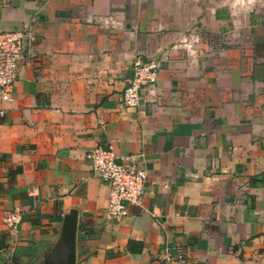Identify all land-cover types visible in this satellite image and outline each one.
<instances>
[{"label":"crops","instance_id":"obj_1","mask_svg":"<svg viewBox=\"0 0 264 264\" xmlns=\"http://www.w3.org/2000/svg\"><path fill=\"white\" fill-rule=\"evenodd\" d=\"M0 29L27 30L0 104V264L54 258L71 209L76 264L264 263V0H0ZM138 61L159 73L128 108ZM109 145L147 172L122 216L86 156Z\"/></svg>","mask_w":264,"mask_h":264},{"label":"built area","instance_id":"obj_2","mask_svg":"<svg viewBox=\"0 0 264 264\" xmlns=\"http://www.w3.org/2000/svg\"><path fill=\"white\" fill-rule=\"evenodd\" d=\"M26 29H0V104L12 100V90L18 76L19 66L25 56L22 50ZM158 64L138 61L134 65V75L128 81L122 94L123 105L135 108L140 105L142 89L157 81ZM0 106V117L4 114ZM87 158L91 171L109 186V194L104 212L107 215L122 216L128 213V205H139L145 192L147 172L138 155H119L112 146H96L89 150ZM22 216L17 210L8 212L3 221L16 231ZM264 257V252L262 253ZM181 257V256H180ZM264 264V263H263Z\"/></svg>","mask_w":264,"mask_h":264},{"label":"water","instance_id":"obj_3","mask_svg":"<svg viewBox=\"0 0 264 264\" xmlns=\"http://www.w3.org/2000/svg\"><path fill=\"white\" fill-rule=\"evenodd\" d=\"M77 211L71 209L63 216L62 232L55 248V257L46 258L43 264H76Z\"/></svg>","mask_w":264,"mask_h":264},{"label":"rangeland","instance_id":"obj_4","mask_svg":"<svg viewBox=\"0 0 264 264\" xmlns=\"http://www.w3.org/2000/svg\"><path fill=\"white\" fill-rule=\"evenodd\" d=\"M207 38H209V36H207ZM210 39V38H209Z\"/></svg>","mask_w":264,"mask_h":264}]
</instances>
